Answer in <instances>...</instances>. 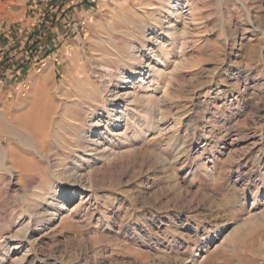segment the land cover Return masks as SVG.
I'll return each instance as SVG.
<instances>
[{
    "label": "rangeland",
    "instance_id": "rangeland-1",
    "mask_svg": "<svg viewBox=\"0 0 264 264\" xmlns=\"http://www.w3.org/2000/svg\"><path fill=\"white\" fill-rule=\"evenodd\" d=\"M2 34L0 264H264V0H0Z\"/></svg>",
    "mask_w": 264,
    "mask_h": 264
},
{
    "label": "bare ground",
    "instance_id": "bare-ground-1",
    "mask_svg": "<svg viewBox=\"0 0 264 264\" xmlns=\"http://www.w3.org/2000/svg\"><path fill=\"white\" fill-rule=\"evenodd\" d=\"M160 5H162L161 3H160ZM158 10H160V8L158 9ZM159 21V20H158ZM132 66V65H131ZM107 73H105V76H108V78L106 79V77H105V84H106V86H108L110 83H111V81H112V76H113V71H112V69L111 68H107ZM130 73H132V69H130V71H129ZM118 77H119V79L117 80V82L119 83H122V82H124L125 81V79L126 78H124V76H123V73L122 72H119V75H118ZM85 82V81H84ZM104 84V85H105ZM86 85V84H85ZM89 85V84H88ZM91 87V86H90ZM84 88H87L86 86H83V90H84ZM89 88V87H88ZM82 90V91H83ZM86 90V89H85ZM126 93V92H125ZM83 95H85V94H83ZM114 97H117V95H114ZM86 98H87V100H93L94 98H95V92H89V93H87L86 94ZM79 101V100H78ZM86 108V107H85ZM111 113V112H110ZM111 115H113V117L112 118H114V120L115 119H117L116 118V115L115 114H111ZM63 116V115H62ZM110 116V115H109ZM108 117V116H107ZM0 118H3V116H2V113L0 114ZM108 119V118H107ZM72 120V119H71ZM46 120H44V122H45ZM47 122V121H46ZM109 122V121H108ZM119 121L118 120H115V126L113 127V129H112V132L114 133V132H117V130L121 127L119 124ZM11 124V123H10ZM44 124V123H43ZM108 123L106 122V131L108 132L109 131V128L107 127L108 125H107ZM12 125H14V124H12ZM15 126H17V125H15ZM12 128H13V126H12ZM11 128V129H12ZM16 128V127H15ZM14 128V129H15ZM14 129H12L13 131H14ZM16 130L17 131H19L20 132V130L18 129V127L16 128ZM37 131V130H36ZM39 132V131H38ZM110 132V131H109ZM16 133V132H15ZM20 133H22L23 134V136H24V138H27V134H26V136H25V133L23 132V131H21ZM102 132H100V134H101ZM16 134H18V133H16ZM42 134L43 135H46V132H45V134L42 132ZM49 134V133H48ZM47 134V135H48ZM117 134V133H116ZM118 135V134H117ZM20 137V136H19ZM23 138V137H22ZM28 140H29V142H30V144H31V140L29 139V138H27ZM26 139V140H27ZM36 139H38V138H36ZM69 139V138H68ZM38 141V140H37ZM27 142V141H26ZM86 142H89V143H86L84 146L85 147H88L89 146V144L90 145H93V147L94 148H92L91 150H93V151H98L97 149L98 148H100V144L98 143V141L97 140H86ZM40 143V142H39ZM74 143V142H73ZM85 143V142H84ZM41 144L42 145H40V146H42L43 147V149H45V147H44V143H42L41 142ZM71 144V143H70ZM33 145V144H32ZM28 146H29V144H28ZM39 146V147H40ZM41 147V148H42ZM38 148V147H37ZM40 148H38V150H39ZM33 150H34V152L38 155V156H40V157H46V154L45 153H42V152H40V151H38V150H36V148H35V146H34V148H33ZM41 150V149H40ZM42 151V150H41ZM43 151H45V150H43ZM103 151V150H102ZM97 154V153H96ZM110 154V153H109ZM17 155V154H16ZM9 156H8V151L6 150V148H3V145H2V142H0V166H1V168H2V170L5 172V173H7L8 175H12L13 173V171H12V167L11 166H8L4 161H5V159H7ZM12 157V156H11ZM13 158V157H12ZM160 159V158H159ZM50 171V170H49ZM63 171V170H62ZM73 171V170H72ZM71 171V172H72ZM75 171V170H74ZM72 172L71 173V176H74L75 174H76V172ZM20 173H21V171H20ZM74 173V174H73ZM50 174V173H49ZM51 174H52V176H55L56 174H54L53 172H51ZM70 176V175H69ZM77 178L76 179H78V182H82V183H80V184H82V186L84 187H86V188H90V186L89 185H87L86 184V179L85 178H81V176L80 177H78V176H76ZM10 179V178H9ZM89 179V178H88ZM75 181V180H74ZM88 182V181H87ZM89 182H90V179H89ZM86 185H85V184ZM90 184V183H89ZM92 185V184H91ZM51 188V187H50ZM62 186H57V187H55V189H54V191L52 192L53 194L51 195V196H56L57 194H59V192H61L62 191ZM40 189V188H39ZM67 190L68 189H66V190H64V192H67ZM39 191H41L40 193H42V195H45V194H47V193H49V194H51L50 192H46L44 189H40ZM41 195V194H40ZM50 204L51 205H54L55 203L53 202V201H51L50 202ZM64 205V204H63ZM33 208H34V206H32ZM61 208L63 209V206H61ZM37 214V213H36ZM56 213L55 212H51V215L53 216V215H55ZM40 216V215H39ZM263 243V242H262ZM261 246V245H260ZM264 246V245H263ZM251 248V247H250ZM261 248V247H260ZM248 252V251H247ZM251 252V251H250ZM243 262V260H240V263H242ZM246 262V261H245ZM252 263V262H251ZM243 264H244V262H243ZM250 264V263H249Z\"/></svg>",
    "mask_w": 264,
    "mask_h": 264
},
{
    "label": "crops",
    "instance_id": "crops-1",
    "mask_svg": "<svg viewBox=\"0 0 264 264\" xmlns=\"http://www.w3.org/2000/svg\"><path fill=\"white\" fill-rule=\"evenodd\" d=\"M2 35L0 37V94L2 93L4 97L9 99L16 92L15 87L21 81L20 72L24 70L25 64L23 63L22 66L19 64V60H16L19 57V52L16 51H20V48H8L3 45L7 37L5 34Z\"/></svg>",
    "mask_w": 264,
    "mask_h": 264
},
{
    "label": "built area",
    "instance_id": "built-area-1",
    "mask_svg": "<svg viewBox=\"0 0 264 264\" xmlns=\"http://www.w3.org/2000/svg\"><path fill=\"white\" fill-rule=\"evenodd\" d=\"M25 60H27V61L29 60V54H28V51L27 50L25 51ZM21 63H22V61H21ZM41 65H43V64H41ZM19 84H21V87L24 86L23 83H19ZM18 88H19V86L17 85L15 87V90H18Z\"/></svg>",
    "mask_w": 264,
    "mask_h": 264
}]
</instances>
